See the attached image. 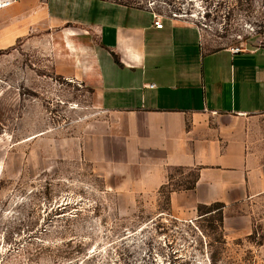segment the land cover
Returning a JSON list of instances; mask_svg holds the SVG:
<instances>
[{
  "label": "rangeland",
  "instance_id": "1",
  "mask_svg": "<svg viewBox=\"0 0 264 264\" xmlns=\"http://www.w3.org/2000/svg\"><path fill=\"white\" fill-rule=\"evenodd\" d=\"M114 1L196 25L208 50L264 47V0ZM77 46L47 21L0 49V264H264V196L180 216L168 193L195 171L142 191L88 161L95 88L73 71L88 61Z\"/></svg>",
  "mask_w": 264,
  "mask_h": 264
},
{
  "label": "crops",
  "instance_id": "2",
  "mask_svg": "<svg viewBox=\"0 0 264 264\" xmlns=\"http://www.w3.org/2000/svg\"><path fill=\"white\" fill-rule=\"evenodd\" d=\"M47 21L89 51L86 69L73 70L95 88L88 161L142 191L170 185L173 170L195 171L193 189L168 195L180 216L264 196V47L208 50L196 25L164 17L156 29L148 7L114 0H17L0 8V49Z\"/></svg>",
  "mask_w": 264,
  "mask_h": 264
},
{
  "label": "built area",
  "instance_id": "3",
  "mask_svg": "<svg viewBox=\"0 0 264 264\" xmlns=\"http://www.w3.org/2000/svg\"><path fill=\"white\" fill-rule=\"evenodd\" d=\"M16 1L17 0H9V1L3 3V4H0V8L8 7V6H10L11 4H13ZM148 8L153 13V26L156 29H163L164 28V24H163L164 17L153 10V5L152 4H149ZM231 51H232L233 54H238V53L242 52L243 50H241L239 48H233Z\"/></svg>",
  "mask_w": 264,
  "mask_h": 264
},
{
  "label": "trees",
  "instance_id": "4",
  "mask_svg": "<svg viewBox=\"0 0 264 264\" xmlns=\"http://www.w3.org/2000/svg\"><path fill=\"white\" fill-rule=\"evenodd\" d=\"M195 182H196V177H195V179H194L193 182L189 183L188 185H185L186 189H189V190L193 189L194 186H195ZM164 188H165V187H164ZM164 188H162V190H163ZM170 192H171V191H170ZM170 192H169V193H170ZM169 193H168V195H169ZM199 210H200V209H199ZM260 245H263V244L261 243Z\"/></svg>",
  "mask_w": 264,
  "mask_h": 264
}]
</instances>
